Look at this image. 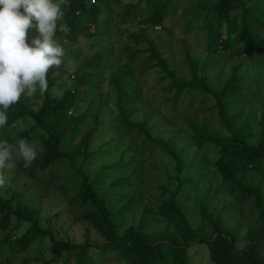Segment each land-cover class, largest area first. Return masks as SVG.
<instances>
[{
	"label": "trees",
	"instance_id": "1",
	"mask_svg": "<svg viewBox=\"0 0 264 264\" xmlns=\"http://www.w3.org/2000/svg\"><path fill=\"white\" fill-rule=\"evenodd\" d=\"M211 1L208 6L199 4L200 8L195 17H201L205 11L207 36L210 39L214 36L216 38L214 51L218 54L229 51L231 59L235 56H248L249 59L264 64V13L258 17L254 8L248 5L250 0ZM119 2L122 0H68L64 16L58 21L55 37H60L62 47L68 43L78 42L82 38L101 42L112 32L111 26L115 15L113 6ZM145 2L146 10H138L137 4H129L123 10L137 22L140 31L127 34L129 42L123 45L126 56L120 54V57H117L120 60L119 65L108 78V95L115 97L118 108L117 124L127 130L136 129L138 134L144 133L147 138L161 145L177 161L181 169L184 161L179 151L175 149L173 137L169 141H164L160 136L153 137L151 128L147 127V121L136 122L131 119L133 109L125 106L129 101L127 88L139 85L132 66L139 59V54L145 53L143 71L159 67L163 73L159 80L163 83L165 99L170 107L175 109L173 111L180 114L183 112H180L179 106L182 108L186 98L194 91L199 90L210 95L214 101L211 108L216 109L221 128L225 129L226 133L209 131L205 124L198 125L188 119L187 124L193 132L190 133V138L199 148L211 145L216 149L214 173L222 180L228 193L235 196L240 203L253 202L246 208L245 213L244 208L241 209L254 224L247 233L251 237L250 242L242 249L237 248V237L226 229L222 215L214 216L212 212L206 211L204 205L200 209L202 223L194 228L176 193H172L170 199L163 200L158 205V213L171 230L163 234L147 233L143 230L145 216H142L141 224L130 225L120 232L116 214L81 165L73 174L64 171L63 184L60 185L56 181L52 170L64 159L75 167L79 156L88 157L95 129L86 132V135L71 148V145L66 147V142L71 132L78 127L81 118L80 114L73 112L79 109L83 102V99L78 97L79 88L84 87L88 96L91 95L93 89L88 87L95 84L96 73L93 71L111 64L110 58L100 51L76 67L74 73H71L75 78L74 84L61 97L51 95V90L56 81L62 78L63 73L55 75V67L51 68L47 74L48 88L44 92L39 108L32 109L25 101L19 99L8 109V124L0 129V138L15 131L14 137L8 138L10 143L14 144L19 138L35 143L38 156L28 168L23 166L22 160L13 162L16 170L24 171L35 180H38L39 176H43L44 179L47 174L46 181L40 182L47 190L52 186H59V189L65 192L63 185L69 184L72 180L79 181L74 185L73 194L68 199L70 210L77 220L88 221L105 242L99 244L87 240L78 243L70 238L57 239L49 229L40 225L39 217L28 205L14 203L13 197L6 198L0 193V231L5 230L2 242L13 255L27 250L35 239L42 240L50 236L51 257L50 261L44 260V264L57 262L64 253L71 252L77 256L79 264H89L87 252L91 248H100L102 252H115L117 258H126L129 264H191L189 249L195 242L207 246L213 264H264V254L258 246L259 241L264 238V114L260 120L259 130L254 131L251 118L236 123L239 114L230 112L234 98L244 94L245 77L239 74L241 66L232 67L224 84L213 86L206 73L200 74L198 60L193 59L188 52V70L191 77L179 75L165 58L162 47L167 43L165 41L160 43L157 37H152L149 33L160 26L165 28L169 13L173 14L174 1L145 0ZM104 6L110 11L106 13ZM101 23H104L107 31L99 29ZM223 23L227 29L226 36L220 33L219 29H215V24ZM233 26L237 29L239 45L232 40ZM141 44L148 45V48L146 49L145 45L141 48ZM124 57L126 61L122 62L121 58ZM83 66L86 69L83 70ZM161 101L157 110H161ZM101 103V107L106 104L105 101ZM94 120L98 125L99 112L94 114ZM27 122L30 124L29 127H23L22 123ZM256 176L258 179L255 181ZM23 222H29L30 225L22 234H18ZM207 229L210 230L209 233L204 232Z\"/></svg>",
	"mask_w": 264,
	"mask_h": 264
},
{
	"label": "rangeland",
	"instance_id": "2",
	"mask_svg": "<svg viewBox=\"0 0 264 264\" xmlns=\"http://www.w3.org/2000/svg\"><path fill=\"white\" fill-rule=\"evenodd\" d=\"M173 1V14L169 13L165 28L160 26L149 32L152 37H157L160 43L162 41L167 43L162 47L165 58L179 75L189 78L191 75L188 70L187 53H191L193 59L199 62L200 74L206 73L213 86L224 84L232 67L241 66L239 74L245 77L244 94L234 98L230 112L239 114L236 123L251 118L254 131H258L264 114V64L257 63L248 56H235L231 59L229 51L222 54L214 51L216 38L214 36L210 39L207 36L205 11L201 17H195L200 8L199 4L208 6L211 0ZM145 3V0H122L116 3L113 6L115 15L111 26L112 32L104 40L97 42L82 38L63 47L65 56L61 65L55 67L54 73L55 75L63 73V76L56 81L51 90V95L54 97H61L73 86L75 78L71 73H74L82 61L96 56L99 51L110 58L111 64L93 71L96 73L95 84L88 87L93 89V93L88 96L84 87L79 88L78 97L83 99V102L79 109L73 110L74 113L80 114L81 118L78 127L71 132L66 147L71 145V148L83 135H86V132L95 129L88 157L79 156L75 167L64 159L53 168L52 172L55 173L53 176L61 185L64 181V171L73 174L81 165L83 171L94 181L100 195L106 198L116 214L120 232L130 225L141 224L142 216H145L143 230L147 233L163 234L171 230L158 213V205L163 200L170 199L172 193H176L194 228L202 223L200 209L204 205L206 211L212 212L214 216L222 215L226 229L237 237V248L242 249L251 240L247 233L254 224L244 213L253 202L240 203L235 196L228 193L222 180L214 173L213 161L216 158V149L211 145L199 148L190 138V133L193 132L187 124V120L190 119L198 125L205 124L209 131L226 133L225 129L221 128L216 109L211 108L214 104L211 96L196 90L186 98L182 108L179 106L183 114L173 111L175 109L167 103L165 90L162 88L163 83L159 80L163 73L160 72L159 67L143 71L145 53L143 55L140 53L139 59L132 66L139 85L127 88L129 101L125 106L133 109L132 121H147V127L151 128L153 137L160 136L164 141H169L173 137L175 149L179 151L184 161L183 167L180 169L177 161L144 133L138 134L136 129L127 130L117 124L118 108L115 97L108 95V78L119 65L120 60L117 57H120V54L126 56L123 45L129 42L127 34L140 31L137 22L123 10L129 4H137L138 10H146ZM248 5L254 8L258 17L264 13V0H250ZM104 9L106 13L110 11L105 6ZM105 27L104 23H101L99 29L105 32L107 31ZM215 29H219L220 33L226 36L225 23L215 24ZM236 34V26H233L232 40L239 45ZM55 38L62 46L60 37ZM143 45L145 44H141L140 47L142 48ZM145 47L147 49L148 45ZM121 59L122 62L126 61L125 57ZM84 69L86 68L83 66ZM43 97L44 93H37L31 96L22 95L20 99L36 110L42 103ZM160 100H162L161 110H157ZM102 101L106 104L101 107ZM97 112L100 121L98 125L94 120V114ZM22 124L25 128L30 125L29 122ZM14 135L15 131L3 139H11ZM0 175L6 178L5 183L0 185V193L6 198L13 197L14 203L28 205L39 217L40 225L49 229L55 238H70L78 243L87 240L99 244L105 242L88 221L77 220L70 210L68 199L73 194L74 185L79 181L72 180L69 184L63 185L65 192L59 189V186H52L47 190L40 185V182L46 181L47 174L44 179L43 176H39V181L35 180L24 171L16 170L14 162L6 169H0ZM257 179L258 176L255 177V181ZM242 208L244 213L241 211ZM29 225V222H23L18 234H22ZM204 232L209 233L210 230ZM4 234L5 230H1L0 264H44V260L50 261V236L42 240L35 239L27 250L12 255L8 246L2 242ZM258 246L264 254V238L259 241ZM189 257L191 264H213L204 243H193L189 249ZM87 258L89 264H129L126 258H117L115 252H102L100 248H91L87 252ZM49 264L79 263L77 256L71 252L64 253L59 261Z\"/></svg>",
	"mask_w": 264,
	"mask_h": 264
},
{
	"label": "clouds",
	"instance_id": "3",
	"mask_svg": "<svg viewBox=\"0 0 264 264\" xmlns=\"http://www.w3.org/2000/svg\"><path fill=\"white\" fill-rule=\"evenodd\" d=\"M68 0H0V129L8 124V109L22 95L43 94L47 74L59 67L65 49L55 38ZM34 142L14 144L0 138V169L14 160L28 168L37 158ZM6 178L0 175V185Z\"/></svg>",
	"mask_w": 264,
	"mask_h": 264
}]
</instances>
